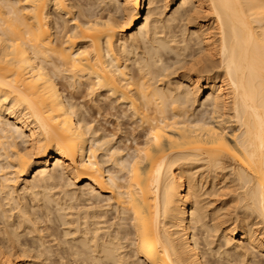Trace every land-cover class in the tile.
<instances>
[{"label": "bare ground", "instance_id": "obj_1", "mask_svg": "<svg viewBox=\"0 0 264 264\" xmlns=\"http://www.w3.org/2000/svg\"><path fill=\"white\" fill-rule=\"evenodd\" d=\"M0 264H264V0H0Z\"/></svg>", "mask_w": 264, "mask_h": 264}, {"label": "rangeland", "instance_id": "obj_2", "mask_svg": "<svg viewBox=\"0 0 264 264\" xmlns=\"http://www.w3.org/2000/svg\"><path fill=\"white\" fill-rule=\"evenodd\" d=\"M171 1H172V0H171ZM174 6H175V3L173 2V3L170 5L169 10L173 9ZM100 125H102V126H103L104 128H106V129H108L109 131L112 130V124H111V125L106 124V122H105L104 120H101ZM127 125L129 126V124H127ZM136 134H138V132H137Z\"/></svg>", "mask_w": 264, "mask_h": 264}]
</instances>
